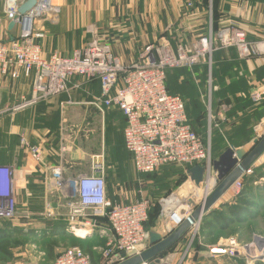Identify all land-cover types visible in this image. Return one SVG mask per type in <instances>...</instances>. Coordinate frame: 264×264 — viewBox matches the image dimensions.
<instances>
[{"label": "crops", "instance_id": "crops-1", "mask_svg": "<svg viewBox=\"0 0 264 264\" xmlns=\"http://www.w3.org/2000/svg\"><path fill=\"white\" fill-rule=\"evenodd\" d=\"M189 1L191 3L190 6L187 4ZM202 1L203 0H51L52 4L58 6L60 9L59 15L55 21L47 20L50 21L53 27L43 26V22L46 21L44 19L43 21L39 20L34 29L43 34L42 37L37 39V42L41 46L42 55L44 57H49L54 52L66 56L70 55L73 50L82 48L85 45L86 41L91 37L89 29L95 28L97 35L99 33L104 41H107L111 46L112 53L116 55L123 64H130L136 60L138 54L146 44L142 41V43H139L141 31H145V38L148 43L159 41L161 38L155 39L156 34L159 35L162 31L161 29L170 23L173 24L172 26L174 29H178L180 33H183V26L187 24V20L185 19L186 16H211V0H209L207 9L202 6ZM217 6V12L221 18L219 19L221 25H226L231 21L245 31L247 39L257 42L262 52H257L250 57H243L241 54L237 53L236 49H225L223 52L224 54L219 57L218 61L214 59L216 67L218 68L214 89L211 78V65L213 63L211 59L210 65L208 66L209 75L207 76V80L210 82L207 83V89L201 93L208 113L207 127L211 130V123L216 128L220 127V123L225 124L224 129L229 132L227 134L221 133V137L226 144H228L227 136L234 129L242 130L244 128H251L252 135L249 140H245L247 144L242 146L249 149L264 133V0H218ZM189 21L195 24L192 19H189ZM75 28L76 30L78 28H83L85 34L82 33L78 38ZM3 31L6 34L10 32L7 26L3 28ZM168 41L171 45L176 43L175 40L173 42V40L169 38ZM118 48L120 50H118ZM189 70L192 71L191 69ZM191 79L193 82L199 81V78L195 77V73H192ZM31 82L32 76H25L23 72H21L17 79H12L9 76L0 78V107L2 108L15 103L20 95L29 96ZM69 86L71 87V84H69ZM213 90L222 91L225 97H227V101H215V107H213L212 110ZM257 92L260 93L261 98L259 100H253L252 95ZM99 94L100 89L98 82L90 81L81 88H70L68 93L55 95L34 106H29L15 112H8L0 116V165L12 168L16 194H18L17 196L19 199L23 200L28 193L36 191L50 193L52 191H60L56 187V178L52 174V169L54 167L60 168L62 181L64 182L68 179H73L79 173L89 171L92 153L86 154L84 146L80 144L79 141L70 142L71 150L65 151L68 148L66 145L69 141V137H66L67 133L64 129H76L72 134L78 135L79 128H82L86 123L85 116L87 111L92 110L96 112V109L94 110L89 103L94 97L99 96ZM246 95L250 103H247V100L245 101L246 106L237 103V101H242V98ZM68 101H71V103H68ZM253 102L258 104H253ZM98 114L107 117V122L111 123L110 126L118 136L115 137L114 135L112 142L123 150L122 156L124 158H122L123 162H121L120 165L124 164L125 169L121 171L122 173L120 174L124 175V182L119 179L115 171L116 169L114 168L111 173L112 177L107 178V181L113 182L111 185L108 184V190L109 188L113 190L112 196L114 195V198L116 197L114 202H120L121 200H117L118 198L115 194V190L117 191L121 182L129 185L128 188H130L131 185L134 184L132 175L135 172L136 174L143 173L136 171L132 156L125 148L123 139L125 121L122 114L115 107L108 108L105 115L101 113ZM110 117L113 118V120H111ZM114 117H117L119 121H115ZM252 119L254 122L250 124L249 120L252 121ZM21 132L25 133V137L29 142L40 147L43 155L40 162L34 161L29 154L19 146V136ZM209 136L210 134L208 133V143H210ZM242 138L243 136H238V138L232 137V142H241ZM104 139L105 136H103L102 141L105 145ZM64 145L65 149L62 148ZM262 164H264V152L255 160L250 168ZM186 169L187 168H184L185 172ZM210 174V179L215 178L214 171L210 170ZM130 175L131 178H129ZM186 175L187 181L185 184H189L198 189L193 181L189 179L188 174ZM261 179L264 180V178H260V180ZM232 186L233 185H231L215 203L220 202L221 204L230 201L232 199L231 195L235 193ZM207 187H209V185ZM177 194L179 193L177 192L176 195ZM202 195L201 193L197 197L199 201ZM171 201L173 202V200ZM128 202L127 200L122 203ZM56 204L57 203L53 202L52 207L57 208ZM214 205L211 208H213ZM160 211L152 231L160 235H167L173 229L170 230V226L165 218L160 217ZM93 218L94 217H92V219ZM87 219L90 218H79L75 229L70 228L68 232H71L81 240H91L93 244L87 247V251L91 255L90 257L93 262H99L102 258L100 251L107 243L112 241L113 234L105 218L102 219V217H97L94 221L90 219L94 222L93 225L85 223ZM27 220L28 217L21 216L15 222H17V224H24ZM200 222L201 219L199 224ZM197 228H195V230H197ZM78 230H80V232H78ZM195 230L192 232V237L195 234ZM187 238H189L188 231L184 236V241H187ZM180 243L181 242H178L176 244L174 250L163 256H158L153 259L151 263L170 264L169 261L171 257L174 258L180 255L178 254L181 250ZM148 246L149 239L145 248ZM190 249L182 250L179 259L180 262L189 257ZM197 254L198 253L194 252L193 256L191 255L193 259L188 258L186 259L188 261L183 264H224L222 260L221 262L219 261L218 256L215 257V255H213L212 249L210 252L205 250L202 251L198 257ZM29 260L30 258L28 257L26 261L23 260L22 263H19L39 264L38 260L33 262Z\"/></svg>", "mask_w": 264, "mask_h": 264}, {"label": "built area", "instance_id": "built-area-1", "mask_svg": "<svg viewBox=\"0 0 264 264\" xmlns=\"http://www.w3.org/2000/svg\"><path fill=\"white\" fill-rule=\"evenodd\" d=\"M25 1L0 0V78L9 76L17 79L21 72L25 76L31 75V92L29 96L20 95L11 105L0 107V116L19 111L52 96L68 93L70 88H81L87 81L97 80L100 94L90 103L101 114L113 106L120 110L125 121L124 145L132 155L137 172L150 173L168 162H175L184 167L195 164L211 166L209 147L201 136L191 129L182 98L166 89V70L178 66L192 67L201 59L206 60L213 52L215 44L220 48L234 44L242 56L249 55L250 43L244 30L237 28L232 22L215 35L209 29L205 36L191 45L190 53L186 52L187 46L181 43L172 46L168 40L160 39L155 43L146 44L136 60L127 65L123 64L108 46L101 45L94 39L84 47L73 50L70 55L54 52L49 57H44L37 42L43 34L35 31L34 27L41 19L55 21L58 6L53 5L51 0H36L35 4L21 15L18 8ZM187 4L191 5L190 2ZM11 21L14 22L13 28L6 34L3 28ZM92 30L89 29V32ZM257 52L262 51L258 43H255L252 53ZM75 78L79 81H75ZM260 98L258 92L252 95L253 100ZM19 146L34 161L42 160L40 147L29 142L23 132L19 136ZM62 148L65 149V146ZM98 157H93L88 172L79 173L65 182L62 181L59 167H54L52 174L56 178V186L62 192L72 191L76 196V201L68 204L70 222L85 218V211H90L94 217L106 219L113 239L102 250L99 262H93L89 255L78 247H68L46 264H116L145 249L148 232L144 223L149 201H110L106 193L104 166ZM250 172V168L246 170V173ZM232 185L235 194L238 193L241 188L240 179ZM193 208V205L172 203L169 200L162 205L160 217L165 218L170 230L175 229ZM16 209L13 170L9 166L0 165V219H12ZM199 221L193 225L195 228L198 227ZM85 223L93 225L90 219ZM225 249L226 254L233 257L239 254L240 245L234 239H229ZM121 253H124L125 258ZM259 254L262 257L255 258V254L250 257L252 260L264 262V254ZM141 264L152 263L145 261Z\"/></svg>", "mask_w": 264, "mask_h": 264}, {"label": "rangeland", "instance_id": "rangeland-1", "mask_svg": "<svg viewBox=\"0 0 264 264\" xmlns=\"http://www.w3.org/2000/svg\"><path fill=\"white\" fill-rule=\"evenodd\" d=\"M59 12H60V9L58 11L57 17L59 15ZM185 19L187 20L186 21L187 24L183 26V33L182 32L180 33L178 29H174V27L172 26L173 24L170 23L169 25L161 29L162 31L159 33V35L156 34L155 39L161 38V39L168 40L169 38L173 40V42L175 40L176 43L172 45L181 43L182 45L187 46V51H186L187 53L188 51L189 53L192 52L191 45L194 42H196L199 38L205 36V33H206L205 29L207 30L209 28L210 29L212 28V23H211L212 19H211V16L201 17V16H195V15H192L190 17L186 16ZM189 19H192V21H194L195 24L190 23ZM219 19H221L220 16L217 22L218 24L217 26L219 28L214 33H212L213 35H215V33L218 32L219 30L225 29L228 26L227 24L231 22L229 21L226 25H221V23L219 22L220 21ZM41 20L43 21L44 19H41ZM45 20L46 21L43 22V26L53 27L50 21H47V19ZM78 27H82V26H78ZM82 33H84L83 28H78L76 30V36L78 38L79 36L82 35ZM89 34L91 35V37L89 40L86 41L85 45L89 41L94 39V40H97L99 44L108 46L110 50L112 51V48L107 43V41H104V39L100 36L99 33L97 35V31L95 30V28L92 31H90ZM140 34L141 36H139V43L145 42L147 44L148 42L145 38V31L144 30L141 31ZM247 41L250 43L248 51L251 53L247 55L246 57H250L256 54V53H252V51L254 50L255 43L257 42L252 41L250 39H247ZM215 45H213V49H214L213 52L206 60L201 59L197 64L193 65L192 67L178 66V67H174L173 69L179 68L183 70H189V69L192 70L195 67H202L203 65H206L207 69L209 70L208 68V66L210 65L209 61H211L212 55L214 52L230 48V49H236L237 53L240 54L239 50L234 44H232L231 46L222 47V48H220V46L218 45L216 46ZM118 50L120 49L118 48ZM196 76L197 75H195V77ZM207 79L208 78H206V80L204 81L205 90L207 89V86H208L207 83L210 82ZM195 84L198 86L200 85L199 81L197 82L195 81ZM37 103H34V105H36ZM34 105H30V106H34ZM85 119H86V123L84 124L82 128H79L78 135L72 134L73 132H75L76 129H72V128L64 129L67 133V134L65 133L66 137L67 136L69 137V141L66 145L68 148L65 151H69V149L71 148L70 142L79 141L80 144L84 146L86 154L92 153L91 161L93 157L99 156L98 159L102 161L104 170H107V169L112 170L113 168L115 169L119 167L120 163L123 162L122 158H124L122 156L123 150L118 148V146H116L114 142H112L113 140L112 138L114 137V135L116 137L117 134L116 132L113 131L112 127L110 126L111 123L107 122V117L102 116L98 114L97 112L90 110V111H87ZM110 119L113 120V118L111 117ZM114 120L119 121L117 117L116 118L114 117ZM208 133L210 134L211 130L209 127H206V129H204V134H199V135L203 139L204 143L209 147V153L211 154L210 143L207 142ZM103 136H105V139H104L105 145L102 143ZM119 157L121 158V161L117 162L116 159L120 160ZM160 169H162L161 166H159L157 169V172L159 174H160L159 172ZM137 175L138 174H136V172L132 175L133 180L135 179L136 180L135 183L137 184L131 185L130 188H128L129 185L125 183L121 182L120 185L118 184L119 187L117 191L115 190V194L118 198L117 200H121L120 201L121 203L127 200L129 201L128 203H130V202H134L140 199H147L151 203L153 199L157 196V195H154L152 197L151 195V189L153 188L155 184V181H154L155 176H144V175L137 176ZM212 179L214 181L215 178H212ZM186 181L187 180L180 181V182L179 180L173 181V188L167 194L162 195L157 199V200L160 199L159 200L160 208L162 207L163 204L166 203V201H169V200H173L172 203H179L183 205H188V204L192 205L193 203L195 204L193 206H197L198 204L202 202L204 195L206 193L209 194L214 187L213 181H211L212 187L210 185L209 187H207L206 182H203L202 184L197 186L198 189L189 184H185ZM177 182L179 183L177 184ZM259 182L264 183V180L261 179ZM56 187L60 191L58 192L52 191L51 193L44 192V191L31 192V193H28V195L24 197L23 200L19 199L17 196L18 194H16V201L18 205H17L15 216L9 220L0 219V226L5 227L7 229L6 234H4L5 236L4 235L0 236V245H2L4 242L9 243L7 247L11 254L10 256H5L3 254H0V264H20L19 262L22 263L23 260L26 261L28 257L30 258V260H32V262L38 260L39 264H46L47 262L51 260L49 256V252H48V245L52 241L56 242V245H54L52 249H50L51 251L50 254H52L53 257L55 253L57 254L59 251H63L64 249L68 247H78L82 249L85 253H87L89 257L91 256L89 252L87 251V247L93 244L91 240L85 241L79 238H71V237L67 238V237H61V236L54 237L51 235H45L46 233L50 232L52 224L55 222L65 223L68 230L70 228L72 229L71 226H73V228L75 229V226H76L75 223H78V220L70 222L69 220L70 212H69V207H68L69 203H71L72 201L74 202L76 201V196L72 194V191L71 192L67 191V193L70 194V195H67V193L62 192L58 186ZM208 188L210 189L208 190ZM207 190L209 192H207ZM248 191H249V197L247 199L251 201H255V203L259 205L258 207H256V209L253 208L250 211L251 216L248 217L246 221L242 223L234 222L230 224L228 228L223 229V230H218V228H213L210 234L206 237H204L201 234V232L200 233L198 232L200 224L198 225L197 230H195V226H191L188 229L189 238H187V241L184 242L185 245L184 244L182 245L181 250L179 251L178 254L181 255L183 249L191 248L189 251L190 252L189 257L188 256L186 257H188L189 259L191 258L193 259L192 256L194 252L198 253L197 254V257H198V255L202 251L205 250L207 252H210L212 249L213 255H215V257L218 256L219 261L221 262L222 260L224 264H256V262L258 261L261 262V264H264L263 261L258 260V259L252 260L250 257L253 254L257 255L258 257H262V255H260L259 253L264 254V188H261V189L255 188V185H254ZM177 192L179 194L176 195ZM109 193L113 194V190L112 192H109L107 188V195L111 201V197ZM201 193L203 195L199 201L197 197ZM236 194L234 193L233 195H231V197L234 198ZM53 202L57 203L56 204L57 208L52 207ZM219 205H220V202H217L215 203L213 208H218L220 207ZM21 216L28 217V220L24 224H17V222L15 221L18 220V218H20ZM84 216L86 218L87 217L90 218L92 221H94V219L97 218V217H94V215H92L90 211H85ZM92 217L94 218L92 219ZM92 224H94V222H92ZM194 230H195V234L192 237V232ZM229 239H234L240 245L239 254L234 255V256H241L244 262H238V261L234 262L232 257H229L227 254L226 255L228 257L225 255L226 253L225 248L228 246ZM241 248H244V249H241ZM103 249H101L100 251L101 255H102ZM180 255L179 256L177 255L174 258L171 257L170 258L171 260L169 261V263L172 264V260H173V264H177V263L183 264L184 262L188 261L186 260L188 258H186L180 262L179 260Z\"/></svg>", "mask_w": 264, "mask_h": 264}, {"label": "trees", "instance_id": "trees-1", "mask_svg": "<svg viewBox=\"0 0 264 264\" xmlns=\"http://www.w3.org/2000/svg\"><path fill=\"white\" fill-rule=\"evenodd\" d=\"M201 4L203 7H205L207 9L208 5H209V0H203L201 2ZM217 4H218V0H211V19H212L211 20V23H212L211 30L213 32H215L219 28L217 26L218 25L217 22H218V18L220 15L217 12V9H218ZM205 31L207 33L208 29L207 30L205 29ZM206 33H205V35H206ZM223 52H224V50H220V51L214 52L212 55L213 63L211 65V78L213 81V89L215 86L214 82H216V78H217L216 72H218V68L216 67V64H215L216 62L214 61V59L216 61H218L219 57L224 54ZM192 73H195V75H197L196 77L199 78V83H200L199 86L196 85L195 82L192 81V79H191ZM207 76H208V69H207L206 65H203L202 67H195L192 69V71L183 70V69H179V68H176V69L171 68V69L166 70V77H165L166 89L169 93L177 94L182 98V100L184 102V106H185V111H186L188 123H189L191 129L194 132H196L198 135L204 134V129H206V127L208 125L207 108L205 106V102H204L203 98L201 97V93H203L204 92L203 90H205L204 89V87H205L204 81L206 80ZM75 81H79V79L75 78ZM90 81H97V80H90ZM90 81H87V82H90ZM98 84H99V82H98ZM226 98L227 97H225V95L222 93V91L213 90L212 91V110H213V107H215V101L216 102H221L222 100L227 101ZM246 100H247V103H250V101H248L247 95L244 98H242V101L241 100L237 101V103L243 104L244 106H246V104H245ZM38 103H41V101ZM89 104L93 107L94 110L96 109V107L94 105H92L91 103H89ZM253 104H258V103L253 102ZM233 107H234V105H233ZM116 109L120 112V110L118 108H116ZM106 110L107 109H105V111H104V115L106 113ZM95 111L100 113L97 109ZM122 117H123V115H122ZM122 121H123V119H122ZM253 122H254L253 119H252V121L249 120L250 124H253ZM255 123H256V121H255ZM219 126H220L219 128H220L221 132L219 131V128L214 127L213 124L211 123V133H210V152H211L210 156H211V160L217 158L229 146H232L233 148L245 146L247 144V143H245V140H249V138L252 135V129L251 128H247V129L244 128L242 130L234 129L227 136L228 144H226L223 141V138L221 137V133L227 134L229 131L228 130L226 131L224 129L225 124L220 123ZM238 136H243V138H242L243 142H242V140H241V142H232V140H233L232 137L238 138ZM253 146H254V144L250 148H252ZM119 159L120 160L116 159V161L117 162L121 161L120 157H119ZM177 164L178 163H175V162H168V163L161 165L162 169L159 170L160 174L157 172L158 168L155 171L150 172V173L138 174V175H144V176H155V178L153 177L155 184H154L153 188L151 189V195H152V197L154 195H157V196L153 199V201L151 203L148 200L149 201V207H148V211H147V219L144 223V227L148 233L153 230V228L156 224L158 215H159V211H160L159 200L160 199L159 200H157V199L160 196L167 194L173 188V181L174 180H176V181L179 180V182H180V181H185L187 179V175H186L187 173L185 172L184 168H188L189 166L184 167L180 164H178V165ZM115 169H116L117 175L119 176V179H121V181H123L124 175H122L120 173H122L121 171H124L125 165L124 164L120 165L119 167H117ZM250 169H251L250 173H243L240 176L239 179L241 182V188H240L239 192L234 196V198H232L231 201H226V202L221 203L219 205L220 207H218V208H210L205 214H203V216L201 218L200 227H199L198 232L199 233L201 232V234L204 237L208 236L213 228H218V230H223V229L228 228L230 226V224H232L234 222L242 223V222L246 221L247 218L251 216L250 211L253 208L256 209V207H258L259 204H256L255 201H251V200L247 199L249 197V191L248 190L251 189L252 186H254V185H255V188H259V189L264 188V185H263L264 183L259 182L260 178H264V164H262L260 166H252ZM109 170L110 169L105 170L106 190L108 188V184L111 185L113 183L112 181L111 182L107 181V178L112 177V175H111L112 170H110V171ZM129 178H131V175L129 176ZM132 180H133V178H132ZM133 181H134V184H137V183H135V181H136L135 179ZM179 182H177V184ZM36 192H38V191H36ZM109 192H112L111 188H109ZM109 194L111 197V201L114 202L116 197L114 198V195L112 196V193H109ZM108 199H109V197H108ZM6 230L7 229L5 227L0 226V236H3L4 234H6V232H7ZM187 231L185 233H183L175 242H173L171 245H169L166 250L162 251L155 258H157L158 256H163L166 253L174 250V248H176V244L178 242H181L180 243L181 244L180 249H181L182 245L183 244L185 245L184 236L187 233ZM45 235H51L54 237L55 236H61V237H67V238H69V237L77 238L71 232H68V229H67L65 223H59V222L53 223L52 227L50 229V232L46 233ZM8 244L9 243L4 242L2 245H0V254H3L5 256L11 255L9 250H8V247H7ZM54 245H56L55 241H52L48 245V252H49V256H50L51 260L55 259L62 252V251H59L57 254L55 253L54 257H53L52 254H50L51 253L50 249H52V247ZM155 258H153V259H155ZM153 259H151L149 261H152ZM232 259L234 262H237V261L238 262H244L243 258L241 256H233ZM256 264H261V262L258 261V262H256Z\"/></svg>", "mask_w": 264, "mask_h": 264}, {"label": "water", "instance_id": "water-1", "mask_svg": "<svg viewBox=\"0 0 264 264\" xmlns=\"http://www.w3.org/2000/svg\"><path fill=\"white\" fill-rule=\"evenodd\" d=\"M36 0H26L18 8V13L23 15L28 11ZM14 22L7 25L8 31L13 28ZM264 152V133L255 141L254 146L250 149L244 147L235 149L229 146L217 158L211 160V166L206 167L201 164H195L186 169L188 177L196 186L207 182L211 169L215 173L214 187L209 194H205L203 200L193 211L184 219V221L167 235H160L155 231L148 233L149 246L139 254L126 258L116 264H141L149 261L166 250L169 245L175 242L191 226L198 222L202 215L205 214L226 192L227 189L246 172L247 169L257 160ZM192 203V202H190ZM192 205H195L192 203ZM121 256L125 258L124 253Z\"/></svg>", "mask_w": 264, "mask_h": 264}, {"label": "bare ground", "instance_id": "bare-ground-1", "mask_svg": "<svg viewBox=\"0 0 264 264\" xmlns=\"http://www.w3.org/2000/svg\"><path fill=\"white\" fill-rule=\"evenodd\" d=\"M211 181H213V179L208 178V180H207V182H206V184H207L206 186L210 185V186L212 187V183H211ZM213 182H215V181H213ZM211 187H210V188H211ZM76 232H77V231H76ZM78 232H80V230H78ZM85 232H86V231H85ZM256 257H258V256L255 255V258H256Z\"/></svg>", "mask_w": 264, "mask_h": 264}]
</instances>
